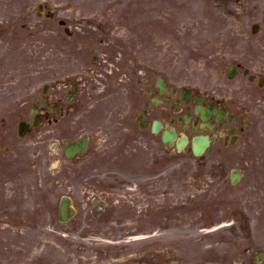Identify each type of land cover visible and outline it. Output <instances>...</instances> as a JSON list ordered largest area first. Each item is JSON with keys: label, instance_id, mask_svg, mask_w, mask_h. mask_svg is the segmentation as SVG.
<instances>
[{"label": "rangeland", "instance_id": "rangeland-1", "mask_svg": "<svg viewBox=\"0 0 264 264\" xmlns=\"http://www.w3.org/2000/svg\"><path fill=\"white\" fill-rule=\"evenodd\" d=\"M0 22V124L8 117L4 122L13 128L23 102L32 104L46 76L86 73L96 56L106 76L87 88L96 97L115 86L112 71L128 57L138 79L143 71L154 83L165 76L230 106L264 96V88L243 75L249 69L264 78V0H0ZM233 65L239 69L230 80ZM132 96L125 123L131 146L115 148L119 173L101 183L57 167L50 146L37 137L0 132V264H258L264 253V120L236 146L201 158L164 154L161 162L156 143L144 141L149 131L136 125L144 109ZM123 101L109 97L94 112ZM234 167L245 174L236 187L230 184ZM65 195L78 213L73 223L61 224ZM100 202L106 211L96 215L92 209Z\"/></svg>", "mask_w": 264, "mask_h": 264}, {"label": "flooded vegetation", "instance_id": "flooded-vegetation-1", "mask_svg": "<svg viewBox=\"0 0 264 264\" xmlns=\"http://www.w3.org/2000/svg\"><path fill=\"white\" fill-rule=\"evenodd\" d=\"M54 78L48 82V86L44 87L43 95L40 98H34L36 100L37 106L34 108L36 110V117L39 120L38 126H31L29 133L34 135L43 136L47 142H57L56 147L61 151V155L65 157L63 148L61 144L67 141H75L83 137H88L89 145L87 150L76 158L78 173L84 175L90 174L94 170V166H89L88 163L93 162L96 158L95 145L98 141V133L100 127L95 124L91 116L88 115L86 109L88 108L91 96L85 95L82 89V78ZM134 77L131 70H127L124 73V82L130 83ZM143 84L149 83L148 79H145ZM147 86V85H146ZM129 91L131 88L128 89ZM188 95L185 101L182 100V93L179 90L170 88L168 97L170 100L169 107L179 105L182 107V113H190L191 115L195 113L196 100L199 98L195 96L196 94L192 91L187 92ZM201 101L208 108H224L228 115L232 116L234 120H241L242 115L248 119V111L245 113L239 112V110H230L227 105L219 100H216L212 96H204ZM181 101V102H180ZM184 115V114H183ZM180 115L177 114L175 117L173 115H167L162 117L163 121L174 123L175 127L182 128L179 126L178 119ZM193 118V117H192ZM119 124L122 125L121 122ZM221 127L225 133H229L230 127L228 126L227 119L221 122ZM239 126V123H238ZM105 134L108 136V143L114 145L115 136L110 137L109 129H105ZM190 133L191 125L187 128ZM92 167V168H91ZM93 177L104 176V175H91Z\"/></svg>", "mask_w": 264, "mask_h": 264}, {"label": "water", "instance_id": "water-1", "mask_svg": "<svg viewBox=\"0 0 264 264\" xmlns=\"http://www.w3.org/2000/svg\"><path fill=\"white\" fill-rule=\"evenodd\" d=\"M157 126H159L158 123H157ZM208 143H209L208 137L201 136V137L196 138L194 142L195 152L197 154L203 152L204 149L207 147ZM241 177H242L241 174H235L234 172L233 174L234 182L239 181ZM73 214L74 212L70 208V200L68 198H64L62 201V205H61V215H60L61 220H69V218Z\"/></svg>", "mask_w": 264, "mask_h": 264}]
</instances>
